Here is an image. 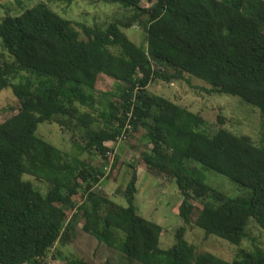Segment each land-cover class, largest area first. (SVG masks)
<instances>
[{
  "label": "trees",
  "instance_id": "16d2710c",
  "mask_svg": "<svg viewBox=\"0 0 264 264\" xmlns=\"http://www.w3.org/2000/svg\"><path fill=\"white\" fill-rule=\"evenodd\" d=\"M108 1L131 13L89 27L40 3L0 22V94L11 88L17 101L14 115L0 123V264H49L58 244L75 242L79 224L116 251L119 264H264V246L228 261L185 239L195 225L241 246L250 220L264 230V131L260 145L225 128L212 134L204 115L149 92L155 80L188 75L209 85V95L258 108L264 127V0H156L150 8L144 0ZM136 26L146 31L147 50L125 33ZM42 123L81 131L84 144L76 154L57 148L37 135ZM140 133L146 143L140 160L124 162L130 170L124 207L97 190L109 176L83 156L116 169L121 156L113 146ZM191 163L229 178L248 196L220 192ZM140 164L175 181L183 197L184 225L169 249L161 248L163 227L135 205ZM25 175L46 183L48 193Z\"/></svg>",
  "mask_w": 264,
  "mask_h": 264
},
{
  "label": "rangeland",
  "instance_id": "374dc122",
  "mask_svg": "<svg viewBox=\"0 0 264 264\" xmlns=\"http://www.w3.org/2000/svg\"><path fill=\"white\" fill-rule=\"evenodd\" d=\"M44 3L60 17L89 27H105L109 23L124 18L131 12L122 5L112 3L108 0H0V22L8 15L19 16L26 10ZM156 0H144L142 6L150 8ZM129 38L139 47L146 49L147 34L144 28L136 26L125 30ZM83 38H85L83 36ZM4 53V51H1ZM5 58L10 60L5 53ZM167 76L175 75V72L165 66L160 67ZM211 87L200 80L184 75L180 80L166 82L161 79L155 80L149 87V92L165 97L174 103L202 114L210 122L206 130L215 134L219 128L236 134L252 138L255 144L260 145L263 140V119L258 108L244 103L240 98L230 95H209L207 90ZM17 101L9 88L0 94V123L10 118L16 111ZM224 120L223 123L221 120ZM37 135L48 143L76 154L78 145L84 144L83 132L73 134L68 130L60 128L56 124L42 123L39 125ZM112 145V144H111ZM114 153L121 156L116 167L112 163H106L100 157L84 155L83 158L92 165L102 168L106 178L97 190L109 195L118 204L126 207L127 202L123 198V191L130 178V170L124 162L140 160L141 153L146 148L142 134L127 137L120 140L114 146ZM197 167L204 176L206 183L220 192L234 198L247 197L249 191L242 186L232 182L229 178L212 170L204 168L197 163H191ZM25 180L31 181L36 189L43 195L49 191L46 183L36 180L29 175ZM183 197L172 180H166L164 176L149 171L144 164L139 165L138 194L135 205L139 214L163 227L161 248L169 249L177 242L178 229L184 225L180 217V206ZM197 219V213L195 214ZM78 234L75 242L71 245L58 244L49 264H68L72 260H83L87 264H119L118 253L108 250L99 244L93 237L84 233L82 224L78 226ZM248 239L241 246L216 236H207L199 227L193 225L187 228L185 239L198 248L201 253H211L215 256L232 261L243 251H253L264 246V230L254 220H250L248 227ZM61 252V256L58 252Z\"/></svg>",
  "mask_w": 264,
  "mask_h": 264
}]
</instances>
